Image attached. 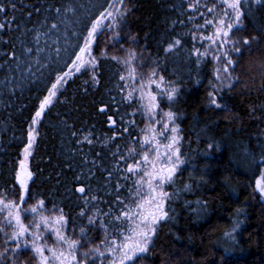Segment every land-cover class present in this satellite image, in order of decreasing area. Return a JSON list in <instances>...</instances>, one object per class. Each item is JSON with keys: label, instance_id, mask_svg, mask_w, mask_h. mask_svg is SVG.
<instances>
[{"label": "trees", "instance_id": "trees-1", "mask_svg": "<svg viewBox=\"0 0 264 264\" xmlns=\"http://www.w3.org/2000/svg\"><path fill=\"white\" fill-rule=\"evenodd\" d=\"M4 2L7 4L8 0ZM15 3L17 11L9 9L7 18L15 16L17 24L28 28L51 15L48 5L69 7L74 12L60 18L59 56L49 51L50 58L41 61L46 67L39 71L34 68V76L7 87L0 84V190L7 189L10 196L15 194L14 170L23 159L36 106L47 95L56 75L70 71L73 53L82 42L80 37L86 34V27L101 6H106V0H15ZM179 3L180 0H127L130 11L120 36L109 43L112 33L106 31L93 46L99 64L96 70L99 83H92L90 69L73 73L40 122L32 126L38 134L28 158L34 174L30 186L38 198L45 200V214L56 205L76 224L86 223L78 213L82 207L92 205H84L81 194L74 191L78 186L74 176L91 169L94 173L91 192L100 197V202L93 204L101 210L107 211L109 202L114 200L117 182L122 185L121 199L130 197L131 181L122 179L123 173L118 168L123 163L117 166L112 156L117 145L124 150L128 137L110 129L108 117L117 122V128L122 126L121 117L125 122L134 119L137 127L133 136L145 125L139 112L131 115L137 107L135 100L122 101L124 93L118 88L125 82L119 80V75L125 74V70L111 59L122 58L127 50L134 49L146 62L140 71L147 73L158 65L160 74L180 90L172 103L161 99L160 109L177 113L175 123L180 129L184 160L175 182L166 185L169 193L178 192L169 204L172 218L158 226L143 264H264V197L255 190L256 179L264 169V71L260 67L264 64V0L259 4L248 0L244 5V30L236 33V37L258 39L251 53L232 54L237 61L233 75L239 77V82L219 95L218 102L225 106L219 109L208 102L213 63L207 57L197 67L195 57H188L190 36H184V48L172 54L163 51L173 37L187 33L191 27L173 24L186 19L173 7ZM4 18L0 13V22ZM11 27L14 29L16 25ZM18 36L19 32L0 30V64L7 59L3 54L12 51L4 42ZM131 37H135L134 42ZM12 43L18 46L19 42L12 39ZM5 76L11 73L0 69V81ZM105 106L106 111L100 112ZM88 131H92L94 143H77ZM114 134L116 138L108 140ZM209 144L213 146L209 148ZM109 171L113 176L106 183ZM33 203L35 198L24 206ZM236 221L240 226L233 231ZM72 228L70 223L69 235ZM226 233H232L234 239ZM21 260H27L26 251Z\"/></svg>", "mask_w": 264, "mask_h": 264}, {"label": "snow or ice", "instance_id": "snow-or-ice-1", "mask_svg": "<svg viewBox=\"0 0 264 264\" xmlns=\"http://www.w3.org/2000/svg\"><path fill=\"white\" fill-rule=\"evenodd\" d=\"M260 2L254 0L256 4ZM246 3L248 0H180L178 5H173L181 16L186 17L173 21V24H190L191 27L187 33L173 37L163 51L172 54L184 48V36H190L191 43L186 52L189 58L195 57L197 67L205 58H211L213 79L209 80L211 90L208 92V102L217 109L225 107L218 102L219 95L225 89L231 90L239 82V77L233 75L237 61L232 54H243L244 51L251 53L252 45L258 39L236 37V33L244 30L242 18L246 14ZM48 8L51 15L45 16L39 25L28 28L27 25L17 24L15 16L10 20L7 18L9 9L17 11L15 0H8L7 4L0 0V13L5 17L0 22V30L20 33V36L4 42L12 49L3 54L7 59L0 64V69L11 73V76H5V80L0 81L5 87L34 76V68L39 71L46 67L41 61L50 58L47 55L49 51L60 55V18L70 11L74 12V9L52 5H48ZM129 11L127 0H106V6H101L86 27V34L80 37L82 42L73 53L70 71L56 75L47 95L39 100L31 117L23 159L19 160L14 170L15 194L10 196L7 189L0 190V264H137V261L143 264L144 254L149 253L158 226L172 218L169 204L178 192L169 193L165 188L175 182L174 178L184 160L181 159L180 129L175 123L177 113L171 109L166 112L161 110L160 102L161 99L174 102L180 90L174 82L160 74L158 65L151 67L147 73L140 71L146 62L134 49L127 50L122 58L112 56L111 59L116 60L125 70V74L119 75V80L125 82L118 88L124 93L122 101L131 103L135 100L137 107L131 115L139 112L145 118V125L139 129L137 136H133L132 132L137 127L134 119L125 122L121 117L122 126L117 128V122L111 116L108 117L110 129L115 128L121 137L125 134L128 137L124 150L121 151L117 145V151L112 156L117 166L123 163L118 168L123 173L122 179L131 181L130 197L121 199L119 189L122 185L117 182L114 200L109 202L107 211L101 210L93 204L100 202V197L91 192L94 173L89 169L88 172L78 174L74 176V181L78 182L74 191L81 194L84 205L92 207L81 208L78 215L85 218L86 223L76 224L63 208L56 205L45 214V200L38 198L30 186V182H34V174L29 168L28 158L32 155L38 134L32 126L40 122L45 110L53 104L57 93L73 73L90 69L92 83H99L96 71L99 64L93 54V46L99 43L100 36L106 31L112 33L109 43L116 40ZM31 15L30 12L29 18ZM13 24L16 25L14 29L11 27ZM12 39L18 40V46L12 43ZM131 39L135 41V37ZM260 67L264 71V64ZM106 107L99 111L105 112ZM157 125L160 127L157 128ZM72 134L76 135L75 132ZM92 136V131H88L77 143L92 145ZM115 138L114 134L108 140ZM212 146L209 144L208 147ZM93 164H96L95 160ZM112 176V171H109L106 183H110ZM255 190L264 197V169H261L256 179ZM33 198L35 203L25 207L27 201ZM25 214L31 216L27 223ZM70 223L73 225L72 235L68 234ZM239 226V221L234 222L233 231ZM49 234L53 237L52 244L48 243ZM226 235L234 239L232 233ZM25 251L27 260H21Z\"/></svg>", "mask_w": 264, "mask_h": 264}, {"label": "rangeland", "instance_id": "rangeland-1", "mask_svg": "<svg viewBox=\"0 0 264 264\" xmlns=\"http://www.w3.org/2000/svg\"><path fill=\"white\" fill-rule=\"evenodd\" d=\"M261 1H263V0H261ZM157 126L159 127V125H157ZM165 190H166V188H165ZM166 191H167V190H166ZM25 215H26L25 223H27L28 220L31 219V216H30L29 214H25ZM48 243H49V244H52V243H53V237H50V238L48 239ZM230 248L233 249L232 246H231Z\"/></svg>", "mask_w": 264, "mask_h": 264}]
</instances>
